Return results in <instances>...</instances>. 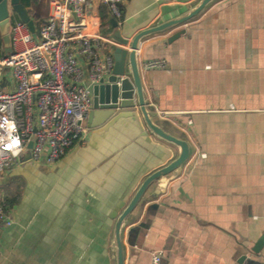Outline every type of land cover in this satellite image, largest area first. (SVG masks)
Here are the masks:
<instances>
[{"label":"crops","instance_id":"crops-1","mask_svg":"<svg viewBox=\"0 0 264 264\" xmlns=\"http://www.w3.org/2000/svg\"><path fill=\"white\" fill-rule=\"evenodd\" d=\"M88 1V31L111 38L109 7ZM197 1L128 0L118 23L149 27ZM49 2L23 3L43 21ZM153 58L166 59L168 69H143ZM138 60L155 120L194 149L179 174L151 187H161L159 197L129 217L125 263L151 264L162 250L161 264H264V246L253 251L264 235V0H215L187 23L144 38ZM4 74L1 84L12 86ZM139 127L123 117L89 128L53 164L20 161L0 172V202L16 199L11 224L0 218V264H116L109 212L150 169L179 154ZM152 203L158 208L148 211Z\"/></svg>","mask_w":264,"mask_h":264},{"label":"built area","instance_id":"built-area-1","mask_svg":"<svg viewBox=\"0 0 264 264\" xmlns=\"http://www.w3.org/2000/svg\"><path fill=\"white\" fill-rule=\"evenodd\" d=\"M101 1L118 22L123 20L128 0ZM49 5L47 18L35 20L38 39L26 22L11 21L12 53L0 58V172L22 161L31 140V160L46 165L60 160L74 142L83 143L93 109L85 81L99 83L114 68L112 53L102 50L116 42L88 31V0H50ZM142 67L167 70L168 63L153 58ZM5 70L12 86L1 84ZM0 218L11 223L1 202ZM162 256V250L153 252L151 264H161Z\"/></svg>","mask_w":264,"mask_h":264},{"label":"water","instance_id":"water-1","mask_svg":"<svg viewBox=\"0 0 264 264\" xmlns=\"http://www.w3.org/2000/svg\"><path fill=\"white\" fill-rule=\"evenodd\" d=\"M214 1L198 0L192 7L182 13L145 28H143V22L135 25L133 20L126 21L120 26L118 21L112 17L114 29L110 37L116 42V46L111 50L114 57L113 71L111 74L103 76L99 83L92 84L88 79L85 81L93 103V109L86 119L88 128L109 126L123 117H130L133 122L136 121L140 126L141 135L148 136L152 134L179 147V154L175 158L166 164L160 162V164L150 169L133 196L131 198H120L109 212L110 220L112 223L114 221L113 250L116 264H126L124 233L127 221L133 211L144 207L146 203L159 197L161 187L158 186L153 192L149 193L151 187L166 175L175 172L179 174L194 149L188 140L171 134L155 120L153 106L147 100L142 69L138 60L140 43L152 34L165 32L187 23ZM133 2L137 3L138 0H133ZM13 15L26 22L33 37L38 39L35 20L29 15L22 0H0V32L5 56L12 53L10 24ZM184 32L183 29L178 30L171 35L169 41L177 39ZM32 147L33 140L27 144L28 152L22 157V162L31 161L29 150ZM153 208H158V204H150L148 211ZM263 246L264 235L255 245L253 251L258 253Z\"/></svg>","mask_w":264,"mask_h":264},{"label":"trees","instance_id":"trees-1","mask_svg":"<svg viewBox=\"0 0 264 264\" xmlns=\"http://www.w3.org/2000/svg\"><path fill=\"white\" fill-rule=\"evenodd\" d=\"M22 1L26 4H29V2H30V0H22ZM18 19H19L18 17L15 18V20H18ZM35 20H36V18H35ZM15 202H16V199H10L9 197L6 199V201L1 202L5 214L9 213V207L14 205Z\"/></svg>","mask_w":264,"mask_h":264},{"label":"rangeland","instance_id":"rangeland-1","mask_svg":"<svg viewBox=\"0 0 264 264\" xmlns=\"http://www.w3.org/2000/svg\"><path fill=\"white\" fill-rule=\"evenodd\" d=\"M39 6H40L41 8H43V7H44V4H43V3H42L41 5H40V4H37V5L35 6V10H36V8H39ZM12 20H15V19L12 18Z\"/></svg>","mask_w":264,"mask_h":264}]
</instances>
